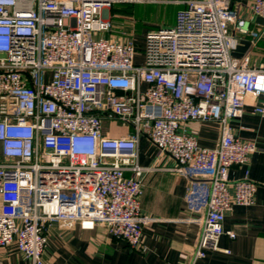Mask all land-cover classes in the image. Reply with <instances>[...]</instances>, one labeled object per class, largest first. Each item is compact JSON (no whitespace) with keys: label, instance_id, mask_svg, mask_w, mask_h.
<instances>
[{"label":"built area","instance_id":"2783aa9c","mask_svg":"<svg viewBox=\"0 0 264 264\" xmlns=\"http://www.w3.org/2000/svg\"><path fill=\"white\" fill-rule=\"evenodd\" d=\"M136 1L0 0V248L16 245L31 264H51L54 221L102 226L146 249L154 218L141 198L154 168L140 163L142 137L173 160L167 169L188 180L187 210L202 214L189 264L222 250L226 216L255 202L258 183L229 175L260 148L230 122L249 104L264 117V65L233 50L237 33L255 46L263 26L237 0H186L141 47L133 31L112 34L111 8ZM249 8L264 17V0ZM193 122L217 124L219 142L201 145ZM113 124L130 131L111 135Z\"/></svg>","mask_w":264,"mask_h":264},{"label":"crops","instance_id":"0c3cea01","mask_svg":"<svg viewBox=\"0 0 264 264\" xmlns=\"http://www.w3.org/2000/svg\"><path fill=\"white\" fill-rule=\"evenodd\" d=\"M186 0H149L154 5L177 3L184 8ZM253 0H237L235 6L242 16L252 21V27L263 26V35L254 46L251 35L236 34L238 43L233 50L236 57L250 55L249 64L264 65V25L250 10ZM111 8V19L116 11ZM176 13L173 17L175 22ZM171 24V23H170ZM115 31V30H114ZM114 35V34H113ZM138 39V35H137ZM108 124V122H106ZM234 134L243 140L254 141L260 148L246 165L233 166L230 179L248 176L258 183L255 202L236 205L226 216L224 233L219 241L222 250H207L200 264H264V117L248 105L240 118L231 120ZM114 125L111 135L127 134L130 129ZM189 130L195 132L203 146H215L220 140L217 124L193 122ZM140 163L152 166L145 178L141 198L142 212L154 218L144 229L145 250L132 248L124 239L111 236L104 227L78 223L74 228H63L57 221L48 229V243L44 257L51 264H189L202 231V214L187 210L185 194L188 180L167 167L174 165L167 155L146 137L139 142ZM233 231L231 237L228 232ZM223 249L229 250V252ZM0 264H31L16 245L0 248Z\"/></svg>","mask_w":264,"mask_h":264},{"label":"rangeland","instance_id":"374dc122","mask_svg":"<svg viewBox=\"0 0 264 264\" xmlns=\"http://www.w3.org/2000/svg\"><path fill=\"white\" fill-rule=\"evenodd\" d=\"M149 0H138L134 3H117L114 5L117 10L116 17L112 20L115 25L112 34L124 35V32H134L138 35V44L142 47L145 33L148 30L173 24V17L180 5L177 3L154 5ZM110 35V33H108Z\"/></svg>","mask_w":264,"mask_h":264},{"label":"water","instance_id":"95a60500","mask_svg":"<svg viewBox=\"0 0 264 264\" xmlns=\"http://www.w3.org/2000/svg\"><path fill=\"white\" fill-rule=\"evenodd\" d=\"M256 20H257V22H259L260 24H263V25H264V17H262V16H257Z\"/></svg>","mask_w":264,"mask_h":264}]
</instances>
